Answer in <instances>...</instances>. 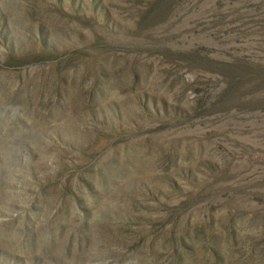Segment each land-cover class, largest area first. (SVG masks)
I'll use <instances>...</instances> for the list:
<instances>
[{"label":"rangeland","instance_id":"obj_1","mask_svg":"<svg viewBox=\"0 0 264 264\" xmlns=\"http://www.w3.org/2000/svg\"><path fill=\"white\" fill-rule=\"evenodd\" d=\"M154 2L0 0V264H264V0Z\"/></svg>","mask_w":264,"mask_h":264},{"label":"trees","instance_id":"obj_2","mask_svg":"<svg viewBox=\"0 0 264 264\" xmlns=\"http://www.w3.org/2000/svg\"><path fill=\"white\" fill-rule=\"evenodd\" d=\"M180 0H155L154 11L157 14L161 12H170L174 7H177ZM204 58L197 51L191 53H184L183 61L188 66L204 67L202 60ZM242 61H237L232 64H222L218 71V77L224 86V93L222 97L215 102V104L222 103L227 100L229 103L233 100H246L249 96H252L256 91H264V64L259 62L250 61L249 58L243 57ZM205 69V68H204ZM210 69V68H206ZM210 71V70H209Z\"/></svg>","mask_w":264,"mask_h":264}]
</instances>
